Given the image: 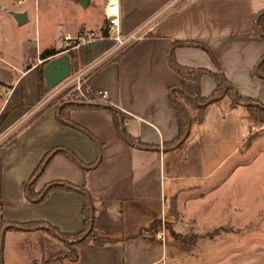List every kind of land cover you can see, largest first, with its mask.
<instances>
[{"label": "crops", "instance_id": "obj_1", "mask_svg": "<svg viewBox=\"0 0 264 264\" xmlns=\"http://www.w3.org/2000/svg\"><path fill=\"white\" fill-rule=\"evenodd\" d=\"M9 1L2 0L0 6ZM76 1L80 3L72 0L74 5ZM107 2L88 0L87 5H80L60 36L98 33L101 28L109 36L104 13ZM119 9L121 39L136 38L122 47L106 38L62 53L58 39L45 40L37 33L39 46L35 47L38 52L42 48L43 52L69 53L71 70L76 66L77 75L90 81L91 87L122 114L125 130L134 140L132 145L123 140L114 117L106 109L72 111L71 121L83 131L62 125L58 107L53 103L61 93H49L53 89H46L42 68L46 62L59 58L60 53L43 59L42 52V60L28 65L26 36L19 41L20 51L14 56L16 41L0 32V143L13 136L0 148V231L3 221L43 222L65 234H78L85 229V200L81 194L56 190L36 204L28 199L25 188L51 151L67 149L88 169L69 156L58 154L34 185V191L38 194L54 182L87 189L98 209L97 231L112 240L104 247L92 243L82 247L76 264H142V255L149 245L160 243L154 239L153 226L162 220L164 211L161 220L157 219L149 210L152 202L167 201L168 194L170 200L178 202L180 213V207L183 210L188 206L193 212L202 202H212L208 199L213 192V171H206L205 161L212 156L213 138L200 130L193 135L196 112H189V138L173 149L178 144L174 143L179 126L171 95L173 90L182 88L181 77L168 63L169 50L175 42H197L209 47L238 95L264 102V81L256 72L264 58V37L257 28L264 0H119ZM30 11L10 14L26 12L30 23L36 20ZM176 57L183 66L216 71L209 55L201 49L179 48ZM216 86L211 77H204L202 97L214 98ZM224 100L225 97L219 101ZM209 105L212 104L203 106ZM212 118L213 114L207 113L197 128H204ZM40 232L45 234H36ZM48 233L51 235L47 230L34 228L7 231L5 235H10L11 243L16 237L34 239L41 235L35 239L58 250L54 235ZM164 244L172 250L183 249L175 241ZM41 247L45 249L44 245Z\"/></svg>", "mask_w": 264, "mask_h": 264}, {"label": "rangeland", "instance_id": "obj_2", "mask_svg": "<svg viewBox=\"0 0 264 264\" xmlns=\"http://www.w3.org/2000/svg\"><path fill=\"white\" fill-rule=\"evenodd\" d=\"M20 2L22 4H19ZM80 5L82 6L78 2L74 5L72 0H10L6 5L0 6V32L16 41L12 52L14 56L20 51L19 41L26 36L28 40L26 62L30 65L31 61L37 62L43 52L42 48L38 52L35 47L39 46L40 35L45 40L58 39L61 45L60 52L72 50L71 47L64 48L65 36L60 35L69 26V19L77 15L75 9L79 11ZM22 10H31V14L36 16V23L33 20L22 27L16 25L11 19L13 16L10 12ZM92 15L93 11L91 18ZM73 45L75 44L71 43L70 46ZM62 56L60 53L59 57ZM1 60L0 50V62ZM49 63L46 62L43 70ZM77 73L76 68L72 69L70 77L49 93H56ZM89 91L90 89L87 90ZM46 94L48 95L45 93V96ZM65 94L63 92L57 95L53 102L57 107L67 101L64 98ZM221 94L219 91L212 97L218 98ZM1 96L2 92L0 98ZM234 96V92H231L225 97L224 102L217 101L204 108L202 112L189 110L196 112L197 116V122L193 125V135L200 130L202 134L213 138L212 156H208L205 161L206 171L208 173L213 171L210 182L213 184V192L208 199L212 202H202V205L193 212L188 206L183 210L180 207L181 213L177 211L178 202L175 199L170 200L167 193H165L167 201L152 202L149 210L157 219L161 220V213L164 211L162 220L153 226L154 239L158 241L156 233L164 230L166 234L164 242L168 245L169 241H175L183 249L176 251L167 248L165 244L162 245L163 241L153 242L142 255V264H264V119L249 111L247 107L236 105ZM207 100L204 104L208 102ZM251 100L264 106L262 100ZM207 113L213 114V118L209 119L207 126L198 129V123L204 121ZM12 137L2 141L0 148L6 146ZM168 162L169 158L166 161L167 165ZM36 236L41 235H35L34 239L16 237L11 243L2 232L0 252L2 264H48L50 260L52 261L49 264H55L53 260L59 252L62 253L59 258H62V261L58 264H76L75 249L68 248L67 244L53 236L54 242L58 245V250H55L56 246L54 248L48 246V242L46 244L39 238L35 239ZM74 242L71 239L69 243ZM42 245L45 249H42ZM161 257L162 259L155 263Z\"/></svg>", "mask_w": 264, "mask_h": 264}, {"label": "trees", "instance_id": "obj_3", "mask_svg": "<svg viewBox=\"0 0 264 264\" xmlns=\"http://www.w3.org/2000/svg\"><path fill=\"white\" fill-rule=\"evenodd\" d=\"M257 28L260 34L264 37V12L260 16L257 22ZM106 35V32H105ZM74 47V46H73ZM194 47L197 49H201L204 52H206L211 60L213 61L216 71H210L206 69H197V68H189L186 66L181 65L177 61L176 57V51L179 48H189ZM60 52H57L55 50H48L42 53L43 59H46L48 57L54 56L59 54ZM76 56L71 53V58L74 59ZM81 57V56H80ZM261 62V61H260ZM259 62V63H260ZM168 63L171 69L178 74L181 77L182 80V88L180 90H173L172 91V99L174 107L177 111V118H178V126H179V136L174 144L179 143L186 135L188 131V127L190 124V117H189V110L194 109L195 111L202 112L205 108L204 102H206L207 99L202 97V90H201V83L204 77L209 76L211 77L215 83H216V90L215 93H218L221 91V93L224 92V90L232 86L231 82L228 80L226 75L221 69V66L214 54V52L207 47L204 44L197 43V42H175L172 47L169 50L168 54ZM76 68V66H75ZM258 75L261 79L264 80V61L260 64L258 68ZM91 82H87V84L84 87V90L87 92L88 89H90L89 92L86 93L85 98L79 97L78 94H74L73 97L65 102H63L58 107V119L61 122L62 125L74 127L76 129H79L83 131L79 126H77L75 123H73L70 119V113L74 110H80V109H106L108 110L112 116L115 119V122L117 123V127L119 128V131L121 133V136L124 140V135L127 136L129 142L131 144H134L133 138H131L124 127V119L122 117V114L114 108L108 100H106L105 96L101 94L99 91L91 87ZM231 92H234L235 89H232L229 91L227 95H229ZM222 95V94H221ZM220 95V96H221ZM219 96V97H220ZM210 100V99H209ZM208 101V100H207ZM239 101L241 103L249 105L247 108L249 111H253V113H256V115H260L262 120L264 119V106L258 103L255 100L251 99H245L242 96L239 95ZM234 103L237 105V103L234 100ZM123 120V122H122ZM264 121V120H263ZM87 133V132H86ZM88 134V133H87ZM91 136V135H89ZM130 145V144H128ZM58 154H65L69 156L71 159H73L77 164L84 167L85 169H88V167L83 164L77 156L72 153L71 151L63 148L55 149L51 151L43 160L41 166L37 170V172L34 174L33 178L30 182L25 184V188H27V195L28 199L31 202L34 203H42L44 202L48 196L56 191V190H65L70 192H77L81 194L85 200L84 206H83V217L85 220V229L78 233V234H65L59 231L58 229L43 223V222H34V223H26V224H9L5 223L3 221V226L0 231V252H1V235L4 230V228H8L7 231H30L34 228H40L45 227L47 228V231H49L51 234H53L55 237L62 240L68 248L75 249L76 251V263L79 259V250L92 243L98 247H104L108 243L112 242L110 239H106L102 237L99 232L97 231L95 220H96V214H97V207L95 206V199L92 197L90 192L85 188H78L70 183L67 182H54L46 186L40 193L36 194L34 191V185L37 183L40 176L45 171L46 167L50 163V161ZM89 233V235L85 238V236ZM181 236V235H180ZM73 239L75 241L74 243L70 244L69 242ZM60 255H62L61 252L57 253L54 257V263L58 264L62 261V258H60ZM52 260H50L51 262ZM48 262V264L50 263ZM0 264L1 262V253H0Z\"/></svg>", "mask_w": 264, "mask_h": 264}, {"label": "built area", "instance_id": "obj_4", "mask_svg": "<svg viewBox=\"0 0 264 264\" xmlns=\"http://www.w3.org/2000/svg\"><path fill=\"white\" fill-rule=\"evenodd\" d=\"M19 4H22V2H20ZM2 10H4V8H1ZM105 18L107 21V28L106 30H108L109 32V36H105L104 32H103V28H101L99 30L98 33L96 32H81L79 33V35L72 37L70 35H66L64 37V41H63V45L64 48H70V49H78L80 48L82 45H85L87 43L90 42H94L96 40H105L106 38L109 39H113L115 41H117L122 47L124 46L127 42H129L130 40H135L136 38H131L127 41H123L121 39L120 36V29H119V25H120V9H119V0H108L106 7H105ZM75 41V42H73ZM71 43H74L75 45L70 46ZM68 50H64L63 52H68ZM62 52V53H63ZM87 83V80L85 79V77H83V75H76L75 77H73L72 79H70L67 83H65L64 85H62L60 87V89H58L56 91V93H66L65 97L67 100L72 98V95L74 94H78L79 97L81 98H85L86 96V91L84 90V87ZM69 90V91H68ZM68 91V92H66ZM55 93V94H56ZM165 231H159L158 233H156V238L160 241H165Z\"/></svg>", "mask_w": 264, "mask_h": 264}, {"label": "water", "instance_id": "obj_5", "mask_svg": "<svg viewBox=\"0 0 264 264\" xmlns=\"http://www.w3.org/2000/svg\"><path fill=\"white\" fill-rule=\"evenodd\" d=\"M79 1L83 6H85V5H87V4H85V2H87L88 0H79ZM12 16H13L14 20L16 21V23L19 27H22L29 22L28 14L26 12H21V13L15 12V13H12ZM262 61H264V58L261 60V62L256 67L257 75H258V68H259L260 64L262 63ZM44 74H45V78L47 80V86H46L47 90H51V89L55 88L56 86H58L59 84L65 82L71 75L70 56L68 54H64L62 57H59L56 60H53L52 62H50L45 67ZM232 89H234L233 86L227 87L220 97L210 99L205 105L213 104L219 100H222L224 97L227 96L229 91ZM234 100L240 106H245V107L249 106V105L241 103L239 101V95L237 92L235 93ZM122 122H123V120H122ZM190 133H191V124H189L188 131H187L185 137L173 149H177L178 147H180L189 138ZM124 140L128 144L132 145L129 142L126 135H124ZM7 229L8 228L4 229V231H3L4 235L6 234ZM37 229L47 230V228H45V227L36 228V230ZM88 235H89V233L85 236V238ZM1 245H2V241H1Z\"/></svg>", "mask_w": 264, "mask_h": 264}]
</instances>
